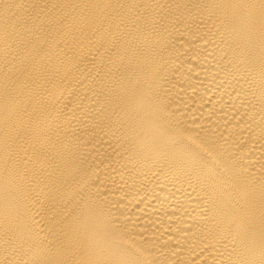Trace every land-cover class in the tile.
I'll return each instance as SVG.
<instances>
[{"label":"bare ground","instance_id":"obj_1","mask_svg":"<svg viewBox=\"0 0 264 264\" xmlns=\"http://www.w3.org/2000/svg\"><path fill=\"white\" fill-rule=\"evenodd\" d=\"M0 264H264V0H0Z\"/></svg>","mask_w":264,"mask_h":264}]
</instances>
